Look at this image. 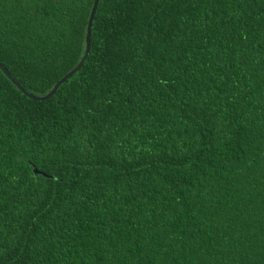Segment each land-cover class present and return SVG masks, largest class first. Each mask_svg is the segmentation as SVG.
<instances>
[{"label": "trees", "instance_id": "1", "mask_svg": "<svg viewBox=\"0 0 264 264\" xmlns=\"http://www.w3.org/2000/svg\"><path fill=\"white\" fill-rule=\"evenodd\" d=\"M93 2L0 0L27 91ZM0 264H264V0H100L46 100L0 69Z\"/></svg>", "mask_w": 264, "mask_h": 264}, {"label": "water", "instance_id": "2", "mask_svg": "<svg viewBox=\"0 0 264 264\" xmlns=\"http://www.w3.org/2000/svg\"><path fill=\"white\" fill-rule=\"evenodd\" d=\"M100 0H94L88 23H87V28H86V46H85V52L81 58V60L78 62V64L70 70L67 74H65L61 79H59L52 89L45 95H35L29 91H27L19 81L9 72V70L0 62V69L5 73V75L23 92L25 93L28 97L35 99V100H46L51 98L58 90V88L65 83L69 78H71L75 73H77L82 66L84 65L85 61L87 60L89 56V52L91 49V42H92V28H93V22L96 16L97 8L99 5ZM34 173L35 174H42L44 176H49L45 171L38 169L37 167H34Z\"/></svg>", "mask_w": 264, "mask_h": 264}]
</instances>
